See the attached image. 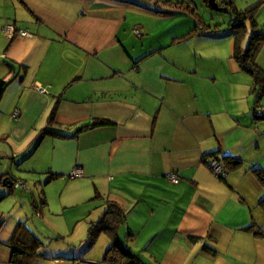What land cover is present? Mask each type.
<instances>
[{
    "label": "crops",
    "instance_id": "crops-1",
    "mask_svg": "<svg viewBox=\"0 0 264 264\" xmlns=\"http://www.w3.org/2000/svg\"><path fill=\"white\" fill-rule=\"evenodd\" d=\"M162 2L0 0V264L21 223L44 242L35 264H99L111 238L87 233L109 202L148 264H264V90L257 102L234 39ZM51 115L64 137L41 136ZM87 200L98 211L65 212Z\"/></svg>",
    "mask_w": 264,
    "mask_h": 264
},
{
    "label": "trees",
    "instance_id": "trees-1",
    "mask_svg": "<svg viewBox=\"0 0 264 264\" xmlns=\"http://www.w3.org/2000/svg\"><path fill=\"white\" fill-rule=\"evenodd\" d=\"M151 1V0H150ZM163 4H172L173 2L166 0L162 2ZM179 4L180 2H176ZM221 5H223L224 10H230L235 12V23H232L231 31L228 32L234 39V50H233V59L235 60L237 66L241 71L249 74L253 79V89L256 93V100L261 97L262 92L264 90V71L257 65L256 57L257 53L262 46H264V31L262 29L255 28L256 24L252 20L253 31L250 35L249 42L246 48H242L241 46V30L245 28L244 21L247 17L253 16V10H248L244 12H238L231 0H222ZM178 6V5H176ZM221 9V7H219ZM156 10V8H155ZM159 12L160 10L157 9ZM191 12V11H190ZM185 37H181L178 39H184ZM6 82L0 81V98L5 89ZM264 108V107H263ZM262 109V108H261ZM261 109H255V117L264 119L262 115L264 111H260ZM104 121L95 122L85 127H96L105 124ZM53 118L52 115L49 118L47 126L42 130L41 136H62L64 137L66 134L55 130L52 127ZM83 127V128H85ZM210 156H215L211 154ZM216 157V156H215ZM223 159H229L226 163L230 165V167H235L240 163V160L236 158H232L229 156H223ZM226 165V166H227ZM224 175H220L218 177H223ZM52 176H49L48 179H51ZM263 179V177H260ZM47 179V181H48ZM6 194L0 193V201ZM124 214L122 210L116 203L109 202L107 203V207L103 213V215L96 222H92L88 227L87 238L88 244H92L97 238L98 234L104 232L111 238V244L106 249L102 260L99 264H148L143 261L137 254L133 253L129 246L126 245L124 241L119 239L115 233L117 225L123 220ZM3 223L0 220V225ZM10 249V264H35V262L41 258L44 253V242L36 236L25 223H21L17 225L15 228V232L11 238V240L5 244Z\"/></svg>",
    "mask_w": 264,
    "mask_h": 264
},
{
    "label": "rangeland",
    "instance_id": "rangeland-1",
    "mask_svg": "<svg viewBox=\"0 0 264 264\" xmlns=\"http://www.w3.org/2000/svg\"><path fill=\"white\" fill-rule=\"evenodd\" d=\"M160 1H166V0H160ZM171 2L174 3L173 6H181L186 10V16L188 17H184L182 16L181 18L178 17L177 19H182V20H188V18H193L196 17L197 22L202 25L203 22L205 23V25H211L213 30L216 31H220V34H226L228 35V37L232 38L233 37L231 35L228 34L229 31H231V24L235 23V12L230 11V10H224L222 8L223 5H221L222 0H215V3L217 5L216 8H214L211 3L209 2V0H170ZM180 1L179 4H177L176 2ZM184 1V2H182ZM233 2V6L234 8L238 11V12H244V11H248V10H253V16L247 17L246 20L244 21L245 24V28L244 30L242 29L240 32L241 35V44L242 41L244 40L245 45L242 46V48H246L249 42V38L250 35L253 31V26H252V20L253 22L256 24L255 28L257 27L258 29H262L264 31V0H231ZM221 7V9L219 8ZM192 11V13L190 12ZM203 21V22H202ZM256 63L257 65L264 71V47L262 46L260 48V50L257 53V57H256ZM215 67L216 63H214ZM245 73V72H244ZM247 75V73H246ZM245 75V76H246ZM249 76V74L247 75ZM245 78V80H248L249 78ZM251 77V76H249ZM252 78V77H251ZM256 96V94H255ZM264 100V98H263ZM261 102V100H259ZM258 101V102H259ZM264 106V104L262 105ZM260 108H258L257 110H259ZM13 114V113H12ZM12 117V115H11ZM74 179V178H72ZM97 200H87L85 203H82L74 208H68L65 210V212L70 213L71 212H80L82 210H85L86 208L90 207L92 210L98 211L99 208H94L97 207L98 203L96 204ZM53 208V206H52ZM60 212V211H59ZM55 216V222L56 225H59L58 227L60 228H65V217L62 213H59ZM55 213V212H54ZM69 216V214H68ZM32 225V223H31ZM35 228V227H34ZM78 229L81 228V226H77ZM125 232L122 233V237H125ZM42 236H45V234H43ZM99 244V243H97ZM130 246H132L134 248L133 253L137 254V253H145L144 251H142L144 244L140 245V247H138L137 245H132V242L129 244ZM97 245H95L94 248H96ZM109 247V246H108ZM107 247V248H108ZM93 248V249H94ZM104 250V252L106 251V249ZM71 253V252H69Z\"/></svg>",
    "mask_w": 264,
    "mask_h": 264
},
{
    "label": "built area",
    "instance_id": "built-area-1",
    "mask_svg": "<svg viewBox=\"0 0 264 264\" xmlns=\"http://www.w3.org/2000/svg\"><path fill=\"white\" fill-rule=\"evenodd\" d=\"M16 29L14 28V26L12 24H7L4 28H3V32L5 34V36H7L8 38H12L14 33H15ZM133 32L136 36H140L141 35V30L140 28L135 27L133 29ZM18 35L26 37L28 36V32L26 30H17ZM33 89L41 94H44L46 92V90L36 84L33 85ZM260 111H264V108H262ZM264 116V113L262 114ZM18 116V111H14L12 114V118H16ZM207 164L209 165V167L211 168V170L213 171V173H215L217 176L220 175H225V169H224V165L221 162V160L218 157L215 156H211L209 158H207ZM83 175V170L79 167H74L72 169V171L69 174V177L71 178H79L82 177ZM168 178L171 182L177 183L178 179L176 178V176L174 174H168Z\"/></svg>",
    "mask_w": 264,
    "mask_h": 264
},
{
    "label": "water",
    "instance_id": "water-1",
    "mask_svg": "<svg viewBox=\"0 0 264 264\" xmlns=\"http://www.w3.org/2000/svg\"><path fill=\"white\" fill-rule=\"evenodd\" d=\"M209 2L211 3V5H212L214 8L217 7V5H216V3H215V0H209ZM5 186H6V185H5ZM9 186H11V185H9Z\"/></svg>",
    "mask_w": 264,
    "mask_h": 264
}]
</instances>
